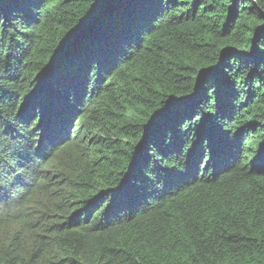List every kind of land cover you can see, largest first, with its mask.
Returning a JSON list of instances; mask_svg holds the SVG:
<instances>
[{
	"label": "trees",
	"instance_id": "1",
	"mask_svg": "<svg viewBox=\"0 0 264 264\" xmlns=\"http://www.w3.org/2000/svg\"><path fill=\"white\" fill-rule=\"evenodd\" d=\"M261 27L258 0H0V264H264Z\"/></svg>",
	"mask_w": 264,
	"mask_h": 264
},
{
	"label": "snow or ice",
	"instance_id": "2",
	"mask_svg": "<svg viewBox=\"0 0 264 264\" xmlns=\"http://www.w3.org/2000/svg\"><path fill=\"white\" fill-rule=\"evenodd\" d=\"M31 0H21V3H29ZM258 3H260L261 7H264V0H258ZM264 39V27H261L260 30L256 34V41H261ZM261 57H264V53L260 54ZM204 75H210V73H205ZM3 77H0L2 79ZM203 78V77H202ZM3 93V86L0 85V94ZM219 90H217V104H219ZM213 98L211 96H206L207 101H211ZM194 115H198V113H194ZM19 119H23L26 123L29 125H33V122L35 124L33 125V130L28 134V142H29V148L32 147V137H36L37 133H41V135L38 137L39 145L43 146L45 141L54 138L56 134V129L54 124H50L46 118L41 114L40 117H37V114L35 112L29 113L27 110V105H25V108L21 110ZM15 131L14 125L12 123L6 122L3 119L2 113H0V148L3 147L2 141L3 137L7 135H11ZM5 151L7 149H4ZM193 152L199 151V147L192 149ZM158 163L161 165V171H167V166L164 164V157L163 154L161 155V159L158 161ZM260 166L264 167V155H260L256 158V160L253 162V167ZM5 199V193L2 188H0V202H3Z\"/></svg>",
	"mask_w": 264,
	"mask_h": 264
}]
</instances>
